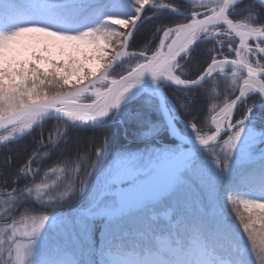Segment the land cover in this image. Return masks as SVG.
Returning <instances> with one entry per match:
<instances>
[{
  "label": "snow or ice",
  "instance_id": "obj_1",
  "mask_svg": "<svg viewBox=\"0 0 264 264\" xmlns=\"http://www.w3.org/2000/svg\"><path fill=\"white\" fill-rule=\"evenodd\" d=\"M0 130V264H264V0H0Z\"/></svg>",
  "mask_w": 264,
  "mask_h": 264
},
{
  "label": "trees",
  "instance_id": "obj_2",
  "mask_svg": "<svg viewBox=\"0 0 264 264\" xmlns=\"http://www.w3.org/2000/svg\"><path fill=\"white\" fill-rule=\"evenodd\" d=\"M187 2L190 3L191 1L187 0ZM169 94L171 95V93H169ZM53 123H55V122L53 121ZM97 135H99V133H97ZM85 163H87L86 160H85ZM52 166L53 167H63L64 165H63V162H61L59 165L53 163ZM77 166H78V164H77ZM44 172L49 173L48 177H45ZM71 174H72L71 169L68 170V174H66L64 172H57L56 174L53 175L49 172L48 168H44V171L41 173L40 177L37 178V182H39L41 180H46V182L49 185H53V189H55L56 187L64 186L68 182V175H71ZM66 212H67V206L65 207L63 213H66ZM63 213H61V214H63ZM35 214L39 215L40 213H35ZM3 223H4L3 221H0V224H3ZM241 231H242V229H241ZM258 240H259V238H258Z\"/></svg>",
  "mask_w": 264,
  "mask_h": 264
},
{
  "label": "rangeland",
  "instance_id": "obj_3",
  "mask_svg": "<svg viewBox=\"0 0 264 264\" xmlns=\"http://www.w3.org/2000/svg\"><path fill=\"white\" fill-rule=\"evenodd\" d=\"M189 1H191V0H189ZM5 134H6V133H5ZM52 187H53V185H52ZM131 195L134 196L135 193H132ZM63 214H65V213H63ZM229 222L232 223L234 226H235L236 224H238V220L235 219L234 216H229ZM20 227L23 228V225H20ZM248 247H249V256H250V258H251V255H252V254H251V251H250V245H249Z\"/></svg>",
  "mask_w": 264,
  "mask_h": 264
},
{
  "label": "water",
  "instance_id": "obj_4",
  "mask_svg": "<svg viewBox=\"0 0 264 264\" xmlns=\"http://www.w3.org/2000/svg\"><path fill=\"white\" fill-rule=\"evenodd\" d=\"M0 133H3V130H0Z\"/></svg>",
  "mask_w": 264,
  "mask_h": 264
}]
</instances>
